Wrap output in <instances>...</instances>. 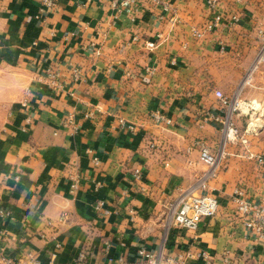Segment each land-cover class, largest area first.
<instances>
[{"label": "crops", "instance_id": "1", "mask_svg": "<svg viewBox=\"0 0 264 264\" xmlns=\"http://www.w3.org/2000/svg\"><path fill=\"white\" fill-rule=\"evenodd\" d=\"M52 1L0 0V71L21 74L34 99L30 112L19 102L0 121V211L8 213L0 214V244L7 256L32 251L49 264L60 243L53 264H148L140 249L178 264H264V240L246 234L232 199L239 188L249 201L264 202V164L257 161L264 127L245 135L249 117H235L247 143H234L209 118L228 110L216 91L264 105V64L250 73L264 0H217L215 10L209 0H139L121 12L105 0ZM215 14L239 22L191 36ZM148 42L157 45L149 49ZM155 111L172 124L155 123ZM28 113L33 123L24 129ZM197 141L223 151L210 183L220 206L191 232L169 225L168 210L179 190L208 170ZM76 173L79 189L71 193ZM61 216L66 221L49 229Z\"/></svg>", "mask_w": 264, "mask_h": 264}, {"label": "built area", "instance_id": "2", "mask_svg": "<svg viewBox=\"0 0 264 264\" xmlns=\"http://www.w3.org/2000/svg\"><path fill=\"white\" fill-rule=\"evenodd\" d=\"M112 8L116 11L121 12L125 10H131L139 0H105ZM154 4H161L162 0H149ZM53 3L52 0H44V4L50 6ZM164 4V3H163ZM166 8L169 9L168 4ZM208 5L212 10L216 9L217 0H209ZM171 24L176 23V18L174 16L169 20ZM239 22V17L229 16L225 17L220 14H215L211 18L207 19L206 22L199 27H192L190 29V34L195 39H203L207 34L217 31L220 29L223 24L233 27ZM158 40L163 39V35L160 33L157 35ZM137 40V38H135ZM258 42L259 49L254 60L251 72L258 69L260 65L264 64V29L258 30ZM156 42H148L146 46L149 49H154L156 47ZM90 48L93 53L97 56L100 55L101 51L97 43L91 42ZM172 63H175V60H172ZM154 70H147V75H152ZM76 76V75H75ZM249 77V76H248ZM57 77L55 75L50 76V85L53 87L58 86ZM216 97L220 101L221 105L225 108H228L225 116H210L209 118L214 119L216 122L220 123L225 131V136L229 141L237 142L241 141L243 144L247 143L246 138H244L240 129L237 128L235 124V117H239L241 114H246L249 117V122L247 128L244 130V134H256L258 132L257 125L261 124L264 127V105L252 101H243L238 97L228 99L225 97L221 91L215 92ZM32 94L29 90H26L20 105L22 109L26 112H30L32 107ZM92 115L86 114L85 118H91ZM152 120L158 124L171 125L172 120L167 118L160 111H155L151 115ZM68 122L65 125L73 124V119L70 117L67 120ZM33 123L32 117L28 115L24 118V129L31 126ZM68 123V124H67ZM131 131H135L134 128L130 127ZM195 145H199V160L205 164L208 168L206 173L199 175L196 179V182L188 189L179 190V194L174 202L170 203L168 214L170 217L169 225L173 224L175 226H180L185 228L188 231L195 232L198 228L199 223L204 218L214 217L219 209L220 203L218 197L215 196L211 189V181L217 178L218 173L221 168V161L223 158V151L219 154H214L211 150L201 142H195ZM151 148H154L155 145L151 144ZM94 162H97V159H93ZM259 164H264V153L257 158ZM134 177L137 180L142 178V173L140 170L134 171ZM70 191L75 193L79 189V184L81 177L76 173L70 176ZM99 187L100 184L98 183ZM233 202L236 207V212L240 217L243 228L250 238L255 240L262 241L264 240V202L260 204H255L252 201H249L246 198L245 193L236 188L233 191ZM103 206V202H98L95 206L96 210H100ZM1 215H8L0 211ZM66 221V216H61L56 222L49 221L48 228H55V224H63ZM45 232L40 234L41 238H46ZM4 238V232L0 231V240ZM62 249V244L55 243L54 251L50 253V263L53 264L57 258L58 252ZM138 254L147 261L148 264H178L170 260H165L161 254H154L145 249H140ZM205 258L207 263L210 262L209 256L207 253L203 252L201 254ZM85 259L84 255H80L79 261ZM0 264H41L37 253L32 251H25L23 255L18 258H11L6 254V248L4 245L0 244ZM121 264H126L121 262Z\"/></svg>", "mask_w": 264, "mask_h": 264}, {"label": "rangeland", "instance_id": "3", "mask_svg": "<svg viewBox=\"0 0 264 264\" xmlns=\"http://www.w3.org/2000/svg\"><path fill=\"white\" fill-rule=\"evenodd\" d=\"M24 78L15 72L0 71V121L25 93Z\"/></svg>", "mask_w": 264, "mask_h": 264}, {"label": "water", "instance_id": "4", "mask_svg": "<svg viewBox=\"0 0 264 264\" xmlns=\"http://www.w3.org/2000/svg\"><path fill=\"white\" fill-rule=\"evenodd\" d=\"M257 128H258V129H261V128H262V125H261V124H258V125H257Z\"/></svg>", "mask_w": 264, "mask_h": 264}]
</instances>
